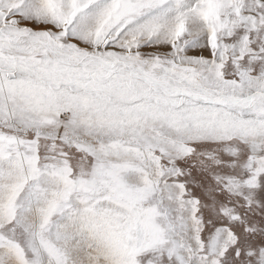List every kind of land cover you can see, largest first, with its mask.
Listing matches in <instances>:
<instances>
[{"label":"snow or ice","instance_id":"obj_1","mask_svg":"<svg viewBox=\"0 0 264 264\" xmlns=\"http://www.w3.org/2000/svg\"><path fill=\"white\" fill-rule=\"evenodd\" d=\"M0 264H264V0H0Z\"/></svg>","mask_w":264,"mask_h":264}]
</instances>
